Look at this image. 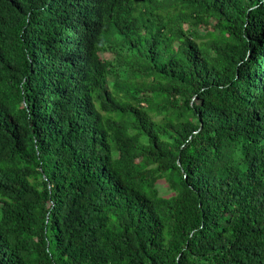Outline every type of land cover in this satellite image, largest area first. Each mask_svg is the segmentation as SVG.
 Listing matches in <instances>:
<instances>
[{
    "label": "trees",
    "instance_id": "1",
    "mask_svg": "<svg viewBox=\"0 0 264 264\" xmlns=\"http://www.w3.org/2000/svg\"><path fill=\"white\" fill-rule=\"evenodd\" d=\"M0 264H264V0H0Z\"/></svg>",
    "mask_w": 264,
    "mask_h": 264
},
{
    "label": "rangeland",
    "instance_id": "2",
    "mask_svg": "<svg viewBox=\"0 0 264 264\" xmlns=\"http://www.w3.org/2000/svg\"><path fill=\"white\" fill-rule=\"evenodd\" d=\"M156 188L158 190L159 196L163 198H169L173 196L174 194L170 191L168 184L165 182V180H160L156 184Z\"/></svg>",
    "mask_w": 264,
    "mask_h": 264
}]
</instances>
